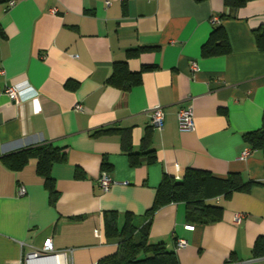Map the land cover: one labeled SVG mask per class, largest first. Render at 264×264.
Wrapping results in <instances>:
<instances>
[{"label":"crops","instance_id":"0c3cea01","mask_svg":"<svg viewBox=\"0 0 264 264\" xmlns=\"http://www.w3.org/2000/svg\"><path fill=\"white\" fill-rule=\"evenodd\" d=\"M10 1L0 0V264L41 249L48 237L57 249L74 248V264H97L118 249L106 235L105 212L118 213L119 228L128 214L142 226L163 175L189 168L240 173L254 184L214 198L223 218L195 230L185 228V203L159 208L150 242L174 249L187 240L176 250L180 264H264L254 255L264 235V160L244 137L263 124L264 52L255 31L264 27V0L239 8L225 0ZM215 16L231 51L204 56ZM123 61L140 72L129 88L135 77L110 81ZM12 84L38 95L17 105L4 93ZM157 105L161 129L151 124ZM188 106L195 128L181 131L178 113ZM46 143L66 153L51 170L56 201L37 157L20 170L2 160ZM148 149L154 161L144 154L134 166L129 152ZM103 171L116 181L108 191L98 183ZM238 213L244 217L236 223Z\"/></svg>","mask_w":264,"mask_h":264},{"label":"trees","instance_id":"16d2710c","mask_svg":"<svg viewBox=\"0 0 264 264\" xmlns=\"http://www.w3.org/2000/svg\"><path fill=\"white\" fill-rule=\"evenodd\" d=\"M249 1L251 0H225V4L228 7L239 8ZM255 37L258 48L264 52V27L255 31ZM230 51L231 45L226 29L222 23L216 22L209 38L202 46V54L214 56L227 54ZM116 66L118 67L110 78L111 82L135 77L124 85V88H129L139 81L140 72L133 74L126 61L119 62ZM244 137L253 150L261 152L264 160V117L262 126L245 133ZM144 154L147 155L148 161H154V150L148 149L145 153L130 151L131 163L134 166L140 164V156ZM31 157H37L38 173L45 178L52 201H56L59 191L51 170L56 162L66 159L64 148L46 143L9 154L2 157V160L10 168L20 170ZM80 175L81 173L78 172V176ZM252 184L253 181H245L240 173L235 172L229 173L226 177H219L208 170L189 168L183 176L164 174L154 202L146 213L147 220L142 226L136 225L132 215L128 214L123 227L119 228L118 213L110 210L105 212L106 235L118 242V249L115 253L100 259L97 264H180L176 251L177 243L172 249L166 242H150V227L155 212L170 203L183 202L186 205L187 221L194 224L196 229L197 225L216 223L223 218L224 207L215 203L214 198L221 195L228 197L234 191L249 190ZM254 255L264 257V235L257 238Z\"/></svg>","mask_w":264,"mask_h":264},{"label":"built area","instance_id":"2783aa9c","mask_svg":"<svg viewBox=\"0 0 264 264\" xmlns=\"http://www.w3.org/2000/svg\"><path fill=\"white\" fill-rule=\"evenodd\" d=\"M16 1L11 0L9 6L15 5ZM111 1H106V5H110ZM52 12L55 13L56 9H52ZM219 18L214 17V22H218ZM192 69L197 70L198 65L196 62L192 64ZM0 74H4V70L0 71ZM4 93L19 105L24 101L32 100L35 96L38 95L37 91H33L31 95H26L25 90L21 84H12L5 86ZM76 108L78 110H83L82 104H77ZM164 110L161 105H157L152 109L151 124L156 128H163L164 126ZM178 126L181 131H191L195 128L194 121V112L191 106L182 108L178 113ZM249 149L243 153V157H246L249 154ZM179 176V175H178ZM98 183L104 191H108L116 181L112 178L111 174L108 171H103L101 176L98 178ZM27 190L25 186H20L19 194H26ZM244 217V214L238 213L235 216V222L239 223ZM185 228L188 230H195V225L188 223L185 225ZM99 231L96 230V234ZM188 244V241L181 239L177 242V248L185 247ZM74 248H65L57 249L54 244L52 237H48L43 244L41 249L34 250L23 255L20 259L7 264H74Z\"/></svg>","mask_w":264,"mask_h":264}]
</instances>
